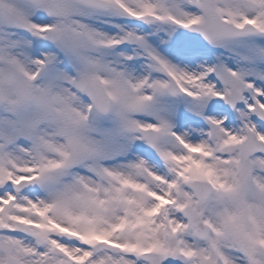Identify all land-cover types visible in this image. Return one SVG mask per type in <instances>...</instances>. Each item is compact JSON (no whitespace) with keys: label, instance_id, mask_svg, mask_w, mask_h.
Segmentation results:
<instances>
[{"label":"snow or ice","instance_id":"snow-or-ice-1","mask_svg":"<svg viewBox=\"0 0 264 264\" xmlns=\"http://www.w3.org/2000/svg\"><path fill=\"white\" fill-rule=\"evenodd\" d=\"M0 264H264V0H0Z\"/></svg>","mask_w":264,"mask_h":264}]
</instances>
